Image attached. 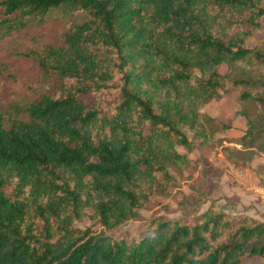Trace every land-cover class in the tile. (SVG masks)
<instances>
[{"label": "trees", "instance_id": "1", "mask_svg": "<svg viewBox=\"0 0 264 264\" xmlns=\"http://www.w3.org/2000/svg\"><path fill=\"white\" fill-rule=\"evenodd\" d=\"M56 8L83 17L41 59L52 92L15 119L0 107V264H264V222L212 205L111 234L172 182L187 161L177 146L230 128L200 111L221 97L223 64L258 69L233 80L257 89L238 96L247 128L228 157L264 155V0H0L5 15Z\"/></svg>", "mask_w": 264, "mask_h": 264}, {"label": "rangeland", "instance_id": "2", "mask_svg": "<svg viewBox=\"0 0 264 264\" xmlns=\"http://www.w3.org/2000/svg\"><path fill=\"white\" fill-rule=\"evenodd\" d=\"M82 17V12L65 8L28 17L0 12V107L7 120L19 117L17 109L25 108L40 94L52 92L57 78L46 71L41 59L46 49L60 43L68 23ZM263 38L264 35L256 36V40ZM227 69L225 64L220 66V72L225 75L221 97L206 103L200 111L230 125V128L214 132L206 146L198 142L191 149L177 146V151L185 155L187 161L170 169L174 179L167 188L157 187L152 200L139 210V215L112 231L113 236H141L147 221L155 215L192 223L194 215L211 205L236 218L249 215L264 222V155L256 154L247 166H239L233 164L227 154L242 149L234 139L243 135L247 128L246 118L236 113L243 109L238 96L246 89L256 88L235 85L233 80L255 79L258 69L253 65L243 67L239 64L232 69L231 75H226ZM243 69L247 70L243 72ZM260 70L264 72V67ZM245 109L255 111L249 104ZM191 134L190 131L186 133L188 137ZM238 158L234 155L235 160ZM82 222L83 226L91 224L87 218ZM259 263L257 258H246L241 264Z\"/></svg>", "mask_w": 264, "mask_h": 264}]
</instances>
